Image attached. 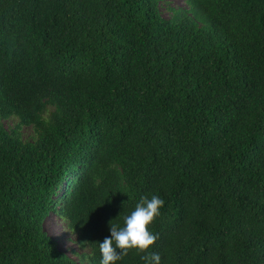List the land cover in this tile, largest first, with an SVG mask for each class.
<instances>
[{
  "label": "trees",
  "instance_id": "16d2710c",
  "mask_svg": "<svg viewBox=\"0 0 264 264\" xmlns=\"http://www.w3.org/2000/svg\"><path fill=\"white\" fill-rule=\"evenodd\" d=\"M161 1L0 0V264H79L51 213L100 264L153 195L160 264H264V0Z\"/></svg>",
  "mask_w": 264,
  "mask_h": 264
},
{
  "label": "clouds",
  "instance_id": "9594fccd",
  "mask_svg": "<svg viewBox=\"0 0 264 264\" xmlns=\"http://www.w3.org/2000/svg\"><path fill=\"white\" fill-rule=\"evenodd\" d=\"M163 206L164 200L158 195H153L150 199L142 197L135 209L124 217L122 227L110 221V236L99 242L100 264H116L130 250L147 253L141 255L144 264H160V255L148 251L158 239L157 234L149 231V226L160 215Z\"/></svg>",
  "mask_w": 264,
  "mask_h": 264
},
{
  "label": "rangeland",
  "instance_id": "374dc122",
  "mask_svg": "<svg viewBox=\"0 0 264 264\" xmlns=\"http://www.w3.org/2000/svg\"><path fill=\"white\" fill-rule=\"evenodd\" d=\"M185 0H162L159 3V11L164 18H169V9H186ZM17 123L14 118L3 122L6 129L12 128ZM21 136L24 141H31L34 136V131L30 127H22ZM44 229L47 234L53 239L60 251L66 253L74 261L79 264H88V259H82L81 255L87 254V248H82L77 244L78 236L68 231L62 220L51 213L44 221Z\"/></svg>",
  "mask_w": 264,
  "mask_h": 264
}]
</instances>
